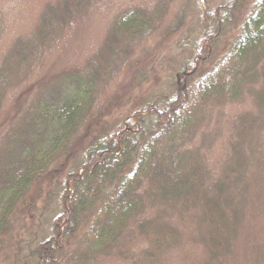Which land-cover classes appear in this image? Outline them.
Segmentation results:
<instances>
[{"label":"rangeland","instance_id":"rangeland-1","mask_svg":"<svg viewBox=\"0 0 264 264\" xmlns=\"http://www.w3.org/2000/svg\"><path fill=\"white\" fill-rule=\"evenodd\" d=\"M225 1L211 0L210 9ZM257 2L239 4L213 45L209 65L227 50ZM133 9L144 11L152 24L122 35L116 22ZM200 16L193 0H0V149L33 101L63 97L84 85L87 90L86 107L72 136L12 211L0 242V264H21L32 244L49 234L59 212L61 185L82 164L84 150L107 131L130 123L131 114L155 94L170 90L192 56L177 42L199 38ZM192 139L209 152L216 170L223 158L232 166L244 155L260 163L233 178L239 182L242 173L246 178L257 175L260 182L242 193L245 211L240 220L233 218L202 235L189 216L176 220L163 215L162 225L178 224L170 225L173 234L153 264H264L263 78L248 83L237 101L212 109ZM257 142L259 154L253 152ZM22 143L14 140L12 147ZM137 239L132 257L109 255L93 264H147L135 263L148 242L145 236ZM215 245L220 253L209 258Z\"/></svg>","mask_w":264,"mask_h":264},{"label":"trees","instance_id":"trees-1","mask_svg":"<svg viewBox=\"0 0 264 264\" xmlns=\"http://www.w3.org/2000/svg\"><path fill=\"white\" fill-rule=\"evenodd\" d=\"M210 1L193 0L201 10V31L197 40L177 42L192 56L170 90L155 94L131 114L130 123L107 131L84 150L82 164L61 185L49 234L32 244L21 264L31 258L32 264H93L109 255L126 259L143 236L148 242L135 263L153 264L168 245L172 224H178L162 225L163 215L189 216L201 235L243 217L242 193L256 187L260 176L242 173L236 182L234 174L260 163L244 155L232 166L223 158L216 170L209 152L192 138L212 109L237 101L258 76L264 80V0H258L227 50L209 65L213 45L243 0H226L213 9ZM150 24L144 11L133 9L115 29L128 36ZM85 88L33 101L1 147L0 242L20 198L75 131L87 103ZM14 140H22L20 148L12 147ZM259 150L257 142L253 152ZM219 253L215 245L209 258Z\"/></svg>","mask_w":264,"mask_h":264}]
</instances>
